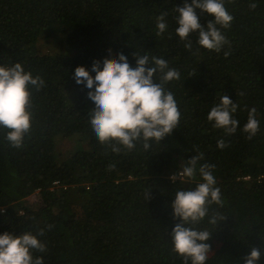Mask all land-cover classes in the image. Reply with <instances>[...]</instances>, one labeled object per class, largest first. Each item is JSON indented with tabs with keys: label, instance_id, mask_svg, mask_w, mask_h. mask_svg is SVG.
I'll return each instance as SVG.
<instances>
[{
	"label": "trees",
	"instance_id": "trees-1",
	"mask_svg": "<svg viewBox=\"0 0 264 264\" xmlns=\"http://www.w3.org/2000/svg\"><path fill=\"white\" fill-rule=\"evenodd\" d=\"M185 2L0 0V66L19 62L46 85L31 90L32 127L21 148H12L8 130L0 128V235L44 229L38 239L47 251L33 253L44 264H183L171 243L180 223L171 204L177 190L195 189L200 177L175 184L170 177L199 153L200 164L214 165L223 201L222 207L208 205V215L195 225L212 233L206 264H245L253 247L261 251L257 264H264V0H225L234 19L221 29L230 49L225 45L219 53L202 48L198 33L189 37L192 49L185 48L175 32V9ZM162 12L167 31L157 36ZM199 18L202 25L214 19L203 13ZM41 41L50 44L49 52L40 50ZM135 51L162 57L179 71L167 88L181 119L171 136L152 141L148 151L137 143L116 154L95 138L88 122L95 105L72 76L84 66L94 77L95 61L102 70L103 60L120 52L135 66ZM223 95L239 105L233 117L240 125L231 136L207 120ZM253 108L260 130L249 140L242 129ZM59 136H79L86 145L61 159ZM221 139L229 147L219 149ZM213 214L227 219L211 225Z\"/></svg>",
	"mask_w": 264,
	"mask_h": 264
},
{
	"label": "clouds",
	"instance_id": "clouds-1",
	"mask_svg": "<svg viewBox=\"0 0 264 264\" xmlns=\"http://www.w3.org/2000/svg\"><path fill=\"white\" fill-rule=\"evenodd\" d=\"M227 2L235 3V0ZM249 7L254 10L257 4L251 2ZM175 11L178 13L175 32L186 49H192L189 39L192 33H198L197 42L204 49L216 53L221 52L225 45H229L230 49V42L221 31L229 28L234 19L225 7V0H192L191 4L186 0L184 6ZM201 13L214 19L202 25L199 18ZM166 16L167 12H162L157 17V36H163L167 31ZM230 55V50L224 52L225 59ZM133 56L136 59L135 66L120 52L118 58H105L102 70L101 61H95L91 69L95 73L94 77L84 66L77 67L72 76L77 85L89 90L88 99L95 105L88 110V122L95 138L100 145L116 154L120 153L121 146L131 151L137 143H142L143 149L148 151L152 141L161 143L165 137L171 136L181 119L174 94L167 88L170 82L179 80V71L170 67L162 57L140 55L136 51ZM45 86L42 77H34L31 72H26L19 62L10 67L0 66V128L8 130L5 139L12 148L23 146L25 135L32 127L31 90L39 91ZM243 94L241 92L238 95ZM238 107L237 103L223 95L220 102L211 107L207 120L214 122L213 127L223 130L224 135L231 136L240 125L239 120L233 117ZM259 130L257 110L253 108L242 131L251 140ZM217 147L222 150L229 145L221 139ZM203 159V153L195 155L183 162L179 171L170 177L173 184L178 180L180 183L192 182L197 175L200 177L195 189L177 190L171 204L173 218L180 221L172 230L171 243L173 252L182 258L183 264H206L212 252L208 243L212 233L198 230L195 225L208 215V205L223 206L221 189L216 186L213 175L214 165L200 164ZM114 168L115 165H110L109 170ZM149 191L146 193L148 200ZM225 219L222 215L213 214L208 223L216 225ZM53 228L54 225H48V230ZM44 235V229L37 235L31 232L21 235L5 232L0 235V264H44L43 256L36 257L33 254L47 251V245L38 239V236ZM260 259L261 251L253 247L245 257V264H257Z\"/></svg>",
	"mask_w": 264,
	"mask_h": 264
},
{
	"label": "rangeland",
	"instance_id": "rangeland-1",
	"mask_svg": "<svg viewBox=\"0 0 264 264\" xmlns=\"http://www.w3.org/2000/svg\"><path fill=\"white\" fill-rule=\"evenodd\" d=\"M39 47L43 52H49V50H51L50 44L45 41H41ZM85 143L86 141L79 136L70 138L59 136L56 140V155L61 159H65L70 153H73L79 148H84L86 145ZM29 200H34V196L29 197Z\"/></svg>",
	"mask_w": 264,
	"mask_h": 264
}]
</instances>
